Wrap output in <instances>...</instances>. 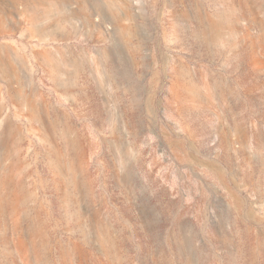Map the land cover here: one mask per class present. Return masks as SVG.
<instances>
[{
    "label": "rangeland",
    "instance_id": "1",
    "mask_svg": "<svg viewBox=\"0 0 264 264\" xmlns=\"http://www.w3.org/2000/svg\"><path fill=\"white\" fill-rule=\"evenodd\" d=\"M65 1L0 0V264H264V0Z\"/></svg>",
    "mask_w": 264,
    "mask_h": 264
},
{
    "label": "bare ground",
    "instance_id": "2",
    "mask_svg": "<svg viewBox=\"0 0 264 264\" xmlns=\"http://www.w3.org/2000/svg\"><path fill=\"white\" fill-rule=\"evenodd\" d=\"M22 1H23V9H24L23 10V16H26L29 12H32L33 14H35L37 12H42V10L44 11L45 15L49 16V18H51V19H53L52 15L57 17L58 14L62 15L63 13H65L66 16L76 14V12L72 10L73 9V7H71L72 4L69 2L70 5H71L70 6L68 2L65 3L66 2L65 0H22ZM79 13H78L79 18L81 16V18L85 22H88V18H86V14L83 16V15H81ZM20 14H22V13H20ZM20 14H18V16ZM76 18H77V15H74L72 17L70 16V18L67 17L66 20H69V19L73 20V19H76ZM30 20H31L30 22L28 20H25V21L28 24H32V26H35L36 28L44 27V25L39 20H37L35 18H32ZM18 24H19V22H18ZM54 26L57 27V23ZM1 64L2 63L0 61V66H1ZM9 181H10V179H7V178L3 182H1V180H0V185L8 184Z\"/></svg>",
    "mask_w": 264,
    "mask_h": 264
}]
</instances>
